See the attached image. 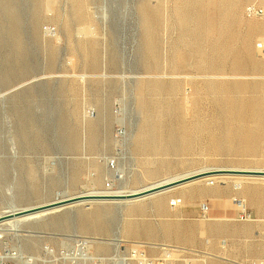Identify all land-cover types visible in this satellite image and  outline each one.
Segmentation results:
<instances>
[{"label":"rangeland","instance_id":"374dc122","mask_svg":"<svg viewBox=\"0 0 264 264\" xmlns=\"http://www.w3.org/2000/svg\"><path fill=\"white\" fill-rule=\"evenodd\" d=\"M251 4L264 8V0H0V214L207 170H264V15L249 17ZM236 198L250 212L264 207V175L207 174L132 202L21 218L0 252H18L7 264H88L46 251L84 236L110 259L137 243L152 258L179 247L166 264L264 257V223L239 221Z\"/></svg>","mask_w":264,"mask_h":264},{"label":"built area","instance_id":"2783aa9c","mask_svg":"<svg viewBox=\"0 0 264 264\" xmlns=\"http://www.w3.org/2000/svg\"><path fill=\"white\" fill-rule=\"evenodd\" d=\"M247 15L249 17H258L264 15V8L257 6L256 4H251L247 7ZM235 202L238 205L242 204L241 199L236 198ZM238 220L251 222L256 219L253 217L252 212L249 211L248 207H240L238 212ZM94 240L90 237L80 236L75 238L74 244L71 248H62L59 252L55 253L53 248L46 247V251L49 255L58 254L61 260L72 263V262H85L88 264H165V257L152 258L149 256L147 248L141 243L133 244L132 246H125L121 244L119 247L123 248L125 257H120L118 259H110L105 256L95 254L91 248L93 246ZM166 249L180 252L179 247L167 246L162 250L165 252ZM167 250V251H168ZM19 254L16 250L9 246H5L0 252V264H7L12 259H17ZM28 263L30 264L29 260ZM48 264H55L50 261ZM239 264H264V257L259 258H246L242 260Z\"/></svg>","mask_w":264,"mask_h":264},{"label":"bare ground","instance_id":"6f19581e","mask_svg":"<svg viewBox=\"0 0 264 264\" xmlns=\"http://www.w3.org/2000/svg\"><path fill=\"white\" fill-rule=\"evenodd\" d=\"M225 171H238V169H217V170H207L206 172H199L198 174H193V175H189V176H186V177H183V178H179V179H169V180H165L163 182H159V183H156L154 185H151V186H147V188L143 189V190H138V191H107V190H102V191H89V192H85V193H81L80 195H76V196H73V197H65L63 199H60V200H56V201H53V202H48L47 204H43V205H38V206H33V207H26V208H11L10 210L8 211H4L3 213H1L0 215L2 214H5V213H8V212H16V211H19V210H36L32 213H27L26 215H23V216H20V217H15L13 219H9L7 221H4L2 223H0V238H2V235L7 231H15V232H18L20 231L19 229V224H20V220L21 218H26V217H30V219L32 218H38L39 216L41 215H45L47 214L48 212L52 211V210H55V209H58V208H64V206H68V205H71L74 203H80V202H86V201H109V200H113V201H131V200H138V199H141V198H144V197H147V196H150V195H157V194H161L163 193L164 191L166 190H169L171 188H174L176 186H179V185H182V184H185L187 182H190V181H193V180H196L204 175H207V174H234L233 172L232 173H229V172H225ZM240 171V170H239ZM244 174V173H243ZM259 175V174H258ZM189 178H192L191 180L187 181V182H183V183H180L176 186H171V184L175 183V182H178V181H181V180H185V179H189ZM159 188L157 191L149 194V195H146V196H143V197H139V198H134V199H127V198H123L122 196H128V194H132V193H140V192H144V191H148V190H154V189H157ZM98 196H103L105 198H99ZM242 204H241V207H247V201L245 199H242ZM132 202V201H131ZM61 210V209H60ZM34 220V219H33ZM17 234V233H16ZM18 237V236H17ZM105 241V240H104ZM113 241L116 243L117 246H119V242L120 240L119 239H113ZM96 242V241H94ZM101 243L103 242L102 240L100 241ZM110 242V241H109ZM104 243V242H103ZM107 243V241H106ZM93 246H91L92 248ZM167 248L166 245H163L162 248ZM166 249L165 253H164V257H165V264L170 262V261H173L175 260V256H174V253H176L175 251H171V250H168ZM33 259V258H32ZM31 261H34V260H31ZM26 264H29L28 263V260L26 261ZM122 264H125L124 261H122Z\"/></svg>","mask_w":264,"mask_h":264},{"label":"water","instance_id":"95a60500","mask_svg":"<svg viewBox=\"0 0 264 264\" xmlns=\"http://www.w3.org/2000/svg\"><path fill=\"white\" fill-rule=\"evenodd\" d=\"M225 172L264 175V170H240V171L238 170L236 172H234V171H225ZM191 179L192 178L175 182V183L171 184V186H176V185H178L180 183L187 182V181H189ZM158 189L159 188L154 189V190H148V191L140 192V193H132V194H128V196H122V197L123 198H127V199L139 198V197H143V196L149 195V194L157 191ZM98 197L99 198H105L103 196H98ZM36 210L35 209L34 210H27L26 209V210H19V211H16V212H8V213H5V214H2V215H0V223H2L4 221H7L9 219H13L15 217H20V216L26 215L27 213H32V212H34Z\"/></svg>","mask_w":264,"mask_h":264},{"label":"crops","instance_id":"0c3cea01","mask_svg":"<svg viewBox=\"0 0 264 264\" xmlns=\"http://www.w3.org/2000/svg\"><path fill=\"white\" fill-rule=\"evenodd\" d=\"M255 216H258L259 219H256V221H260L264 223V207L261 206H254L253 211Z\"/></svg>","mask_w":264,"mask_h":264}]
</instances>
